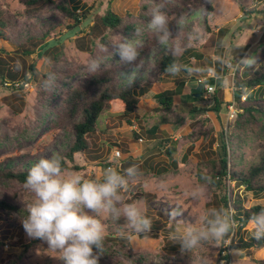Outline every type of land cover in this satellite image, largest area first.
Segmentation results:
<instances>
[{
  "label": "rangeland",
  "instance_id": "374dc122",
  "mask_svg": "<svg viewBox=\"0 0 264 264\" xmlns=\"http://www.w3.org/2000/svg\"><path fill=\"white\" fill-rule=\"evenodd\" d=\"M54 1L41 2L37 5L41 10L30 19L19 15L25 9L22 0H0V8L5 13L17 14L16 18L21 20L12 41L0 38V68L4 74L9 75V71L18 74L17 79L6 80L8 86L0 85V167H5L11 159L26 158L32 166L40 158H50L53 154L63 158L72 140L63 106L65 94L90 74L88 64L93 59L100 62L99 70L119 66L122 62L113 45L125 40H140L149 51L137 77H132L133 83L138 81L145 87V97L138 103L134 124L123 120L121 103L113 101L101 116L100 130L88 135L90 150L77 153L75 161L67 160L68 167L65 168L85 179L98 178L104 168L118 162L114 157L117 149L122 154L123 164L121 169L118 168L121 172L132 164L139 167L140 175L124 197L126 202L141 203L144 214L152 222L151 230L129 239L121 230L123 219L104 220L107 244L101 256L111 264L117 261L124 264H259L257 260L264 259V248L247 252L225 251L221 250L222 246L226 247L231 239L224 238L219 244H205L190 253H182L179 242L171 238L178 223L191 222L205 208H216L217 195L210 184L200 180L198 173L205 170L203 159L217 156L219 134L206 113L190 115L191 108L180 111L177 106L170 111L157 108L155 92L178 85L179 78L186 75L200 77L197 82L217 76V62L228 51L219 43L220 28L230 29L223 43L230 47V62L237 68L239 59L249 57L264 41V0H206L198 12L184 17L186 23L180 29L178 39L185 47L179 56L183 57L182 61L190 60L187 65L190 72L182 70L177 76L166 74L167 85L164 86L153 82L151 75L157 54L162 49L170 50L159 44L148 24L140 20L145 0H76L81 7L77 11L81 23H75L74 18L61 8L66 4L70 6L69 0ZM209 5L212 10L207 15ZM108 9L125 17L120 27L112 29L102 24L101 17ZM169 17L173 18L175 14ZM56 22L60 26L45 41L26 40L35 25L39 34ZM69 25L75 26L70 28ZM194 28L202 32L198 42L188 39ZM170 30L173 37L179 31L176 24ZM104 36L110 45L102 43ZM40 42L46 43L43 51H39ZM246 45L249 48L243 54ZM27 49L34 52L27 55L24 52ZM56 56H60L57 61ZM180 63L185 65V62ZM33 64L38 67L34 73L30 69ZM210 68L215 69V76H210ZM25 71L29 77L26 83L22 79ZM232 73L233 70L226 67L222 89L217 92L224 101L220 116L226 128L239 113L235 97L238 90L233 83L235 73ZM53 75L55 82L49 86ZM128 78H123L121 83H128ZM148 93L151 94L148 96ZM261 94L264 96V86L249 90L242 100L247 95ZM210 104L211 101L205 99L197 103L198 106ZM231 105L236 110L233 116ZM162 117L171 122H162ZM167 139H172L171 144L176 147L171 157L164 152ZM245 140L240 150L243 155L239 156L241 167L247 166L253 158L257 159L264 147V140L251 131ZM128 159L132 161L126 163ZM197 185H204L205 191L202 198L194 200L187 193ZM231 188L246 199L247 206L264 204V193L254 194L235 182H231ZM0 190L15 197L24 209L25 202L32 199L24 184L1 175ZM26 215L25 211L0 208V264H62L59 254L48 250L46 243L27 236L21 223ZM240 232L243 237L251 235L249 222L241 226ZM225 254L231 258H224Z\"/></svg>",
  "mask_w": 264,
  "mask_h": 264
},
{
  "label": "trees",
  "instance_id": "16d2710c",
  "mask_svg": "<svg viewBox=\"0 0 264 264\" xmlns=\"http://www.w3.org/2000/svg\"><path fill=\"white\" fill-rule=\"evenodd\" d=\"M24 4V11L20 12L19 15H26L30 19L35 16V13L41 8L37 7L41 2L54 3V0H22ZM68 4L62 5L61 8L66 12L67 15H71L74 18L75 23H81L82 19L78 15L77 11L81 9L76 0H69ZM156 3L163 4L164 11L169 15L175 14V17L170 18L173 22L170 27L175 24V18L183 16L186 17L188 14L198 12L200 8L205 6L206 0H156ZM149 5L147 0L142 3L139 18L144 24H148L150 15L148 13ZM212 10L211 5L207 7V15ZM25 16V17H26ZM17 14L8 15L0 8V38L6 41H12V35L18 30V24L20 19L16 18ZM125 17L113 12L108 9L107 12L101 17L102 24L107 28L116 29L121 26L124 22ZM58 22L51 24L48 28L41 30V33L36 32V25L26 35V40H40L45 41L48 36L53 32L54 29L59 27ZM75 25L69 27L72 28ZM219 43L221 44L229 33V28L219 29ZM102 43L110 45L107 37L101 38ZM38 45L39 51H43L46 47V43ZM35 45H37L34 42ZM259 48L252 51L249 57L255 61L251 66H237L235 75L233 77V83L238 90L235 92V97L238 100V116L235 121L229 126L224 127L220 116L222 106L224 104L223 99L218 96V90L222 89V82L226 74V66L219 61L217 62V76L207 77L203 80L204 88L206 84H215L216 90L213 93L211 104L208 106H198L197 103L202 101L203 95L196 97L192 94L193 107L190 109V115L196 113H206L210 121L212 120L214 128L219 134V142L217 147V156L203 159L202 165L205 170L198 173L200 180L206 182L203 177L210 176L211 182L208 183L211 189L214 190L218 197L214 206L216 208H224L231 211L232 218L235 220L238 228L231 230L225 239H231L230 243L225 247L222 246L221 250L225 251H250L252 249L264 248V239H254L252 235L243 237L241 235V226L249 222V218L253 213H258L264 209V204H257L254 206H247L245 204V198L241 197L237 192L231 188V182H235L238 186H244L247 191H251L254 194L264 193V147L259 153V157L253 158L247 166L240 165L239 158L243 155L241 148L246 142V134L248 131L252 132L257 138L264 140V96H251L247 95L244 101L242 100L243 95L248 94L249 90L255 88H261L264 86V41L259 44ZM248 45L243 47L242 53L244 54ZM140 55L135 64L122 65L116 67H110L90 73L81 83L76 84L71 88L64 97L63 106L67 123L70 127L72 140L67 151L64 153L62 159V166L68 167L69 161H75V155L77 153H86L90 150V140L88 135L96 133L100 130L101 116L106 109H109L113 101L121 103V117L123 120L130 124H134L135 112L138 109V103L142 97H145V87L141 86L138 81L136 83L122 84L121 81L126 77H137L138 71L142 68V62L147 56L148 49L145 47L138 49ZM29 55L34 52L32 49L24 50ZM181 56L174 57L172 52L162 49L156 57L155 69L151 75L153 82H160L161 75L169 74L165 71L167 65L173 62L174 59H178L179 62H185L183 71L189 73L187 67L190 62L189 59L182 61ZM60 56H56L55 61L59 60ZM32 72H37V65H30ZM29 70V69H28ZM4 74L0 68V85L8 86V80L17 79L18 74L13 71H9ZM25 71L22 74V79L26 83L29 80ZM128 75V76H127ZM171 75V74H169ZM9 77V78H7ZM46 77V75L44 76ZM46 82L43 81V84ZM174 89H166L156 94L155 97L159 103L157 108L162 110L170 111L175 108L174 96L179 91ZM162 122L168 121L165 117H162ZM146 132V130L144 131ZM138 135V134H137ZM153 137V133H151ZM172 139L164 141L167 145L164 152L172 156L175 152L176 147L171 144ZM240 156V157H239ZM132 159V158H131ZM128 159L126 163H130L132 160ZM31 163L27 162L26 158L21 160L11 159V161L3 168L0 167V175L10 179L18 181L24 184L28 174V170L31 168ZM78 168V167H76ZM216 204V205H215ZM0 208H4L10 211H18L20 213H27L15 197L5 195L0 190ZM0 244L2 242L0 241ZM107 244L105 239L104 245ZM95 251V249H94ZM224 258H231L230 255L225 254ZM259 264H264V259H258ZM99 264H111L100 256ZM116 264H124L121 261H117Z\"/></svg>",
  "mask_w": 264,
  "mask_h": 264
},
{
  "label": "clouds",
  "instance_id": "9594fccd",
  "mask_svg": "<svg viewBox=\"0 0 264 264\" xmlns=\"http://www.w3.org/2000/svg\"><path fill=\"white\" fill-rule=\"evenodd\" d=\"M150 20L148 28L156 41L169 49L174 57H178L185 45L178 39L180 29L186 21L183 16L175 18L179 31L175 37L170 30L173 22L163 10V4L156 0H147ZM139 34V30H137ZM202 38L199 28L189 33V41L198 42ZM173 42V43H170ZM221 57L224 65L230 63V47ZM143 47L140 40L135 42L121 41L113 45L122 65L135 64L140 55L138 49ZM252 57H242L239 66H251ZM100 62L93 59L88 64L90 73L98 71ZM184 66L174 59L166 66L165 71L173 76L178 75ZM52 86L55 82L51 77ZM203 81V80H202ZM129 84L133 82L128 78ZM204 91V90H203ZM62 157L53 154L50 158H40L28 170L24 182L25 189L32 194V199L25 202L27 215L21 220L28 237L38 239L47 244L48 250L59 254L62 264H99L104 250L106 229L104 220H121L123 234L129 239L134 235L148 233L152 222L144 214L139 201L126 202L124 193L135 184L140 175L139 167L132 164L118 169L117 162L102 170L100 177L85 179L78 173L67 171L62 166ZM203 179L210 183L211 177ZM204 185H197L187 195L199 200L204 195ZM251 235L254 239H264V209L253 213L249 218ZM236 226L230 212L224 208H205L197 213L191 222H180L175 227L171 238L179 242L180 251L192 252L205 244H219ZM95 249V251H94Z\"/></svg>",
  "mask_w": 264,
  "mask_h": 264
},
{
  "label": "crops",
  "instance_id": "0c3cea01",
  "mask_svg": "<svg viewBox=\"0 0 264 264\" xmlns=\"http://www.w3.org/2000/svg\"><path fill=\"white\" fill-rule=\"evenodd\" d=\"M164 76L165 75H161L162 79L159 82L162 86L167 85V83L165 82ZM175 76H177V75H175ZM181 78L182 77L179 78L180 81H179L178 85L167 86L163 90H160L159 92H155V95H156V94H158L161 91H164L166 89H174V90L180 89L174 96L175 105L179 108L180 111L189 110L190 108L193 107V100H192L193 89L195 87H197V85H198L197 81H198V78H200V77L196 76L195 78H192V77H188L186 75V76H184L183 79H181ZM149 94H151V93H148L147 95L149 96ZM148 96H147V98H148Z\"/></svg>",
  "mask_w": 264,
  "mask_h": 264
},
{
  "label": "built area",
  "instance_id": "2783aa9c",
  "mask_svg": "<svg viewBox=\"0 0 264 264\" xmlns=\"http://www.w3.org/2000/svg\"><path fill=\"white\" fill-rule=\"evenodd\" d=\"M226 67L231 69V70H233L232 74L235 73L236 67H233L231 62L228 65H226ZM209 74H210V76H215V69L214 68H210L209 69ZM202 80L203 79H199V81H202ZM6 84L8 85V83H6ZM17 86H18V83H17ZM215 90H216V85L215 84H206L205 88H204V91H203V98L210 102L211 101V95L215 92ZM230 109H231L230 112L232 113V116L235 115L236 110L233 108V105L230 106ZM114 157L118 160V162H117L118 168L121 169V166H122L123 163L121 162L122 154H121V151L119 149H117L114 152Z\"/></svg>",
  "mask_w": 264,
  "mask_h": 264
},
{
  "label": "water",
  "instance_id": "95a60500",
  "mask_svg": "<svg viewBox=\"0 0 264 264\" xmlns=\"http://www.w3.org/2000/svg\"><path fill=\"white\" fill-rule=\"evenodd\" d=\"M188 68H190V66H188ZM203 90H204V83L203 81H199L197 87L193 89V93L196 97H200L203 95Z\"/></svg>",
  "mask_w": 264,
  "mask_h": 264
}]
</instances>
